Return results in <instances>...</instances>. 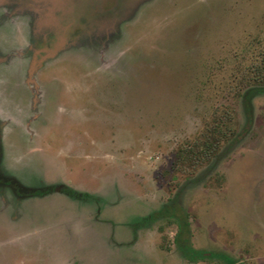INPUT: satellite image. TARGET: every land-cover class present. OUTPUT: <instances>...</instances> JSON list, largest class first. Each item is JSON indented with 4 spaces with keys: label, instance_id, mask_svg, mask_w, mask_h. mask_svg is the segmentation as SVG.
<instances>
[{
    "label": "rangeland",
    "instance_id": "rangeland-1",
    "mask_svg": "<svg viewBox=\"0 0 264 264\" xmlns=\"http://www.w3.org/2000/svg\"><path fill=\"white\" fill-rule=\"evenodd\" d=\"M263 54L264 0H0V264H264Z\"/></svg>",
    "mask_w": 264,
    "mask_h": 264
},
{
    "label": "trees",
    "instance_id": "trees-1",
    "mask_svg": "<svg viewBox=\"0 0 264 264\" xmlns=\"http://www.w3.org/2000/svg\"><path fill=\"white\" fill-rule=\"evenodd\" d=\"M251 82L258 86H264V54L262 59L254 65L252 76L248 83ZM215 113L218 117L216 116L213 121L207 124L199 136L181 148L177 162L181 171L187 172L191 168L195 170L199 165L211 161L224 144L234 137L235 131L231 124L233 122L231 111L227 109L222 114H219L220 111H216ZM69 193L72 192L69 191ZM36 194L41 195L42 192H37ZM162 213L159 214L161 215ZM165 213L169 214L170 212L166 211ZM180 226L182 229H186V223H182ZM183 232L182 230L178 234L180 238ZM181 249L187 259L192 263L209 258L204 252L194 250L187 244ZM210 257L212 259H220L228 264H234V260L225 254H212Z\"/></svg>",
    "mask_w": 264,
    "mask_h": 264
},
{
    "label": "flooded vegetation",
    "instance_id": "flooded-vegetation-1",
    "mask_svg": "<svg viewBox=\"0 0 264 264\" xmlns=\"http://www.w3.org/2000/svg\"><path fill=\"white\" fill-rule=\"evenodd\" d=\"M46 86H47V89H46L47 91H45V94H46L45 100L49 101V104L53 100L58 102V100H59L58 94L62 95V97H63V81L47 82ZM59 90H60V92H59ZM46 107H45V114L48 115L47 111H46ZM61 109H62V107L59 108L60 112L62 111ZM16 183H15V181H8L6 179L0 181V184L3 186H8V187L11 186L14 189V191L16 192V194L18 195L21 192V189H19L21 187V185L19 183H17V184ZM37 192H40V191H37ZM37 192L36 191H30L28 197L44 196L46 194V193H42L41 195H37L36 194Z\"/></svg>",
    "mask_w": 264,
    "mask_h": 264
}]
</instances>
